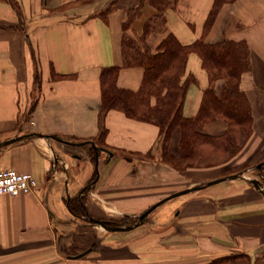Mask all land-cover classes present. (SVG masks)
<instances>
[{
  "label": "crops",
  "instance_id": "crops-1",
  "mask_svg": "<svg viewBox=\"0 0 264 264\" xmlns=\"http://www.w3.org/2000/svg\"><path fill=\"white\" fill-rule=\"evenodd\" d=\"M168 1L166 33L182 45L199 39L249 45L252 68L240 82L252 107V135L231 159L181 169L161 161L155 124L112 110L101 137L102 73L122 66V24L141 0H15V6L0 0V143L41 135L0 149V171L29 173L39 182L34 194L0 199V264H264V188L250 182L264 184V0L225 5L207 32L214 0ZM142 11L138 33L156 15L150 4ZM162 34L150 38L154 47ZM188 59L186 72L196 82L183 113L193 118L209 78L196 54ZM143 73L122 67L118 86L138 92ZM227 128L219 119L199 132L217 137ZM180 134L176 129L167 147L176 159ZM242 172L245 177L207 186ZM193 187L201 189L164 203L127 232L107 231L68 207V200L84 196L92 218L122 222Z\"/></svg>",
  "mask_w": 264,
  "mask_h": 264
},
{
  "label": "trees",
  "instance_id": "trees-1",
  "mask_svg": "<svg viewBox=\"0 0 264 264\" xmlns=\"http://www.w3.org/2000/svg\"><path fill=\"white\" fill-rule=\"evenodd\" d=\"M5 1L15 6V0ZM237 1L214 0L205 20V32L213 27L222 7ZM146 4L155 8L156 15L146 20L142 32L138 33L134 29V23L142 18V10ZM169 8H173V3L168 0H141L138 7L126 11L127 18L122 24V66L105 68L102 73L100 136L103 137L106 133L104 120L108 113L119 110L134 120L157 125L160 128L162 143L161 161L171 163L177 168H185L195 162L211 165L217 160L231 159L240 152L253 133L252 107L240 82L243 75L252 68L250 47L246 41L230 39L213 44L199 39L192 45H182L175 35L166 33V12ZM108 10L101 13L104 19H108L112 11ZM158 32L164 33L163 38L154 47L150 38ZM192 54L201 59L209 82L208 87L203 90L198 114L193 118H186L183 113L186 96L190 86L196 82L195 76L186 72L188 58ZM122 67L144 69V79L138 92L118 86ZM36 80L39 84V75ZM220 81L223 86L218 90L216 84ZM34 108L35 103L31 111ZM219 119L228 124L223 135L215 137L199 132L200 127ZM176 129L181 130L179 159L171 156L167 148ZM90 150V159L96 165L97 148L91 146ZM260 175L264 178V170ZM95 179L96 172L90 184ZM83 192H86L85 189ZM68 202L69 210L74 216L87 221L92 218L84 196H76ZM137 222L138 218H125L122 222L109 221V225L131 226Z\"/></svg>",
  "mask_w": 264,
  "mask_h": 264
},
{
  "label": "water",
  "instance_id": "water-1",
  "mask_svg": "<svg viewBox=\"0 0 264 264\" xmlns=\"http://www.w3.org/2000/svg\"><path fill=\"white\" fill-rule=\"evenodd\" d=\"M32 137H41L40 134L38 133H32V134H27V135H24V136H20L18 138H14L12 140H8V141H5V142H1L0 143V149L1 148H4L8 145H11L17 141H20V140H23V139H28V138H32ZM81 145V144H80ZM98 160V159H97ZM263 167V164H259L258 165V169L261 170V168ZM240 177V174L239 175H234V176H230V177H227V178H222V179H219V180H215V181H212V182H209L207 183V186H212V185H215L217 183H220V182H224L225 180H233V179H236ZM251 183H253L254 185H256L257 187H261V188H264V184L258 180H252L250 181ZM95 183V182H94ZM90 184L86 187V189H90L93 184ZM201 187H193V188H189V189H186V190H183L181 192H178V193H175V194H172L166 198H164L163 200H161L160 202H158L157 204H155L153 207H151L150 209H148L147 211H144L143 214H141L139 217H138V222L134 225H131V226H125V227H122V226H110L109 225V222L108 221H103V220H98V219H95V218H90V222L92 224H95V225H98V226H101L102 228H104L105 230L107 231H111V232H127V231H131V230H134L136 229L137 227L141 226L142 223H144V220L145 218L153 211L155 210L156 208L160 207L161 205H163L164 203L176 198V197H179V196H182V195H186V194H189L191 192H194V191H198L200 190ZM85 254H81L79 256H77L76 258H81L83 257Z\"/></svg>",
  "mask_w": 264,
  "mask_h": 264
},
{
  "label": "built area",
  "instance_id": "built-area-1",
  "mask_svg": "<svg viewBox=\"0 0 264 264\" xmlns=\"http://www.w3.org/2000/svg\"><path fill=\"white\" fill-rule=\"evenodd\" d=\"M56 165L53 166L55 170ZM39 188L38 180L29 173H20L14 169L0 171V199L4 195L20 196L34 194Z\"/></svg>",
  "mask_w": 264,
  "mask_h": 264
},
{
  "label": "rangeland",
  "instance_id": "rangeland-1",
  "mask_svg": "<svg viewBox=\"0 0 264 264\" xmlns=\"http://www.w3.org/2000/svg\"><path fill=\"white\" fill-rule=\"evenodd\" d=\"M110 4H111V3H110ZM109 6H110V5H109ZM109 6L106 8V10H108V9L111 10V9H112V7L110 6L111 8H109ZM109 10H108V11H109ZM107 13H108V12H107ZM260 180L263 181L262 178H260ZM149 209H150V208H149Z\"/></svg>",
  "mask_w": 264,
  "mask_h": 264
}]
</instances>
